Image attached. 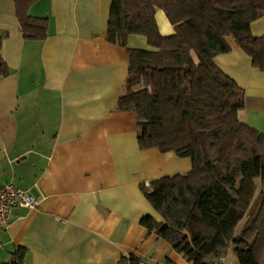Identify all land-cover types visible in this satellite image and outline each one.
<instances>
[{
  "label": "crops",
  "instance_id": "0c3cea01",
  "mask_svg": "<svg viewBox=\"0 0 264 264\" xmlns=\"http://www.w3.org/2000/svg\"><path fill=\"white\" fill-rule=\"evenodd\" d=\"M112 0H37L31 16L49 19L45 40H27L16 0H0L1 54L10 68L0 78V184L13 182L40 201L15 209L0 230V264L18 247L26 264H119L134 254L144 264H192L141 224L163 220L141 183L189 172L174 151L141 150L138 115L117 109L126 93L128 48L152 49L131 34L127 46L107 38ZM164 35L175 32L162 9ZM264 34V15L251 24ZM231 51L216 64L246 91L239 118L264 132V71L227 36Z\"/></svg>",
  "mask_w": 264,
  "mask_h": 264
},
{
  "label": "trees",
  "instance_id": "16d2710c",
  "mask_svg": "<svg viewBox=\"0 0 264 264\" xmlns=\"http://www.w3.org/2000/svg\"><path fill=\"white\" fill-rule=\"evenodd\" d=\"M36 1L16 0L27 40L49 34V19L28 12ZM158 8L173 34L161 33ZM262 15L264 0H112L108 40L126 47L129 35L141 34L153 47L128 48L126 93L117 109L137 112L141 150L174 151L193 163L189 172L141 183L163 220L148 215L140 222L192 264H213L233 245L239 264H264V193L254 219L236 234L254 203L257 179H264V132L239 118L246 91L215 62L231 51L230 36L264 71V34L251 31ZM3 39L0 78L10 74ZM26 254L18 247L3 264H26ZM119 264L144 263L123 254Z\"/></svg>",
  "mask_w": 264,
  "mask_h": 264
},
{
  "label": "built area",
  "instance_id": "2783aa9c",
  "mask_svg": "<svg viewBox=\"0 0 264 264\" xmlns=\"http://www.w3.org/2000/svg\"><path fill=\"white\" fill-rule=\"evenodd\" d=\"M0 147V154L3 152ZM39 199L31 191L21 188L13 182L0 184V230L8 228L15 209H37ZM213 264H227L226 256L216 259Z\"/></svg>",
  "mask_w": 264,
  "mask_h": 264
},
{
  "label": "rangeland",
  "instance_id": "374dc122",
  "mask_svg": "<svg viewBox=\"0 0 264 264\" xmlns=\"http://www.w3.org/2000/svg\"><path fill=\"white\" fill-rule=\"evenodd\" d=\"M257 185H258V190H257L256 197L254 199V203L251 206L248 213L246 214V216L239 222L236 228L237 235H239L242 232L246 224L250 223L254 219L255 215L258 212V209H259L258 208V197H260L261 194L264 193V179L258 178ZM225 256L227 258V264H239L238 258L234 251V245L228 250Z\"/></svg>",
  "mask_w": 264,
  "mask_h": 264
}]
</instances>
